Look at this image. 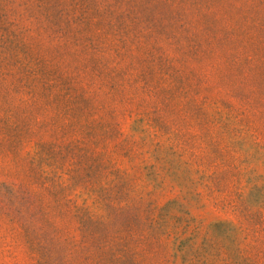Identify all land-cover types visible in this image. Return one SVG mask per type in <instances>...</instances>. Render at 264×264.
<instances>
[{
    "label": "rangeland",
    "instance_id": "rangeland-1",
    "mask_svg": "<svg viewBox=\"0 0 264 264\" xmlns=\"http://www.w3.org/2000/svg\"><path fill=\"white\" fill-rule=\"evenodd\" d=\"M0 264H264V0H0Z\"/></svg>",
    "mask_w": 264,
    "mask_h": 264
}]
</instances>
